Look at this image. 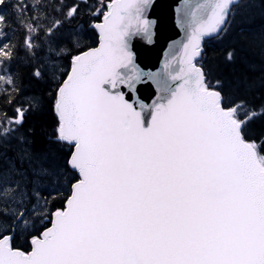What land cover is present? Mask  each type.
<instances>
[{
	"label": "snow or ice",
	"instance_id": "obj_1",
	"mask_svg": "<svg viewBox=\"0 0 264 264\" xmlns=\"http://www.w3.org/2000/svg\"><path fill=\"white\" fill-rule=\"evenodd\" d=\"M154 6L0 0V36L13 17L25 29L33 88L17 101L16 46L0 41V93L18 104L0 113V264H264V133L250 129L264 101L257 112L239 94L264 96V69L233 84L202 63V41L227 33L238 0H184V39L146 73L133 41L154 42ZM81 17L92 23L66 34ZM145 81L156 99L130 102ZM47 112L41 142L25 125Z\"/></svg>",
	"mask_w": 264,
	"mask_h": 264
},
{
	"label": "trees",
	"instance_id": "obj_2",
	"mask_svg": "<svg viewBox=\"0 0 264 264\" xmlns=\"http://www.w3.org/2000/svg\"><path fill=\"white\" fill-rule=\"evenodd\" d=\"M24 2L31 6L32 0H24ZM44 2L47 3L48 0H44ZM65 2L70 3L72 0H65ZM88 2L95 3L97 0H88ZM238 4L239 7L233 10L235 15L227 33L220 37L205 39L204 59L202 61L206 67L212 69L214 76L233 84L242 82L245 78H258L261 70L264 69V0H239ZM27 15L35 16L36 14L29 11ZM27 15L23 18L24 20L27 19ZM102 19L101 17L96 22H101ZM91 23L92 21L87 20L86 17L77 18V20L67 24L64 31L68 34L73 29L79 30L81 26H87ZM7 31L8 39L4 40L0 36V41L16 46V60L13 62L12 68L13 71L23 77L25 85L22 95L16 97L17 101L20 102L25 97L33 94V88L28 82L27 58L23 50L25 29L22 22L13 17ZM89 35L92 34L89 33ZM84 42L92 47L96 46L98 34L95 43L91 39ZM229 51H234L236 54L234 63L226 61ZM239 94L245 95L250 103L257 106V112H259L258 106L264 101V96L261 95L260 91L254 90L245 93L242 90ZM12 95L15 96L16 94L12 93ZM15 106H18V104L9 106L6 103L5 94L0 93V113L7 112L11 115ZM45 108L47 109V103H45ZM52 120L51 112H47L44 116L32 115L25 127L34 128L37 139L44 142L47 140L46 134L52 130ZM250 129L255 135L264 133V115H258L250 124ZM56 162L59 163V160Z\"/></svg>",
	"mask_w": 264,
	"mask_h": 264
},
{
	"label": "water",
	"instance_id": "obj_3",
	"mask_svg": "<svg viewBox=\"0 0 264 264\" xmlns=\"http://www.w3.org/2000/svg\"><path fill=\"white\" fill-rule=\"evenodd\" d=\"M208 2L209 0H191L193 4ZM154 3L156 6L149 14L150 19L157 21L154 42L145 44L139 38L133 41L135 63L146 73L160 70L165 60L170 58L169 53L175 51L178 42L182 41L185 36V33L176 26V9L184 3V0H154ZM170 45L174 47L170 48ZM174 67L178 70L179 66L174 64ZM137 89L136 95L130 102L139 99L142 103L151 104L156 99V89L150 81L137 85Z\"/></svg>",
	"mask_w": 264,
	"mask_h": 264
}]
</instances>
